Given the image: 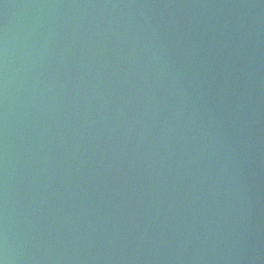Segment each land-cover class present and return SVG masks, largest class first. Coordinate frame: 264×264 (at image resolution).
I'll return each instance as SVG.
<instances>
[{
  "label": "water",
  "instance_id": "95a60500",
  "mask_svg": "<svg viewBox=\"0 0 264 264\" xmlns=\"http://www.w3.org/2000/svg\"><path fill=\"white\" fill-rule=\"evenodd\" d=\"M0 264H264V0H0Z\"/></svg>",
  "mask_w": 264,
  "mask_h": 264
}]
</instances>
